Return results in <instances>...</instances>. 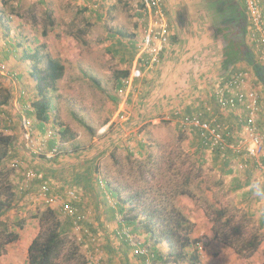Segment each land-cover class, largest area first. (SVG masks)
Wrapping results in <instances>:
<instances>
[{"label": "rangeland", "instance_id": "374dc122", "mask_svg": "<svg viewBox=\"0 0 264 264\" xmlns=\"http://www.w3.org/2000/svg\"><path fill=\"white\" fill-rule=\"evenodd\" d=\"M18 1L19 4H16ZM31 3V0H0V136H10L14 143V146L9 148L10 156L6 159L4 168L16 195V208L10 211L7 217L10 222L15 218L23 219L25 226L22 231L17 229L18 232L26 234L36 230L38 234L39 221L36 213L46 207L42 201L37 200L39 182L27 181L25 174L28 171H43L51 183V192L63 198L67 190L73 187V183L66 181L62 185L64 177H60V174L63 173L58 172H67L75 168V165L81 169L80 163L83 161L78 164L77 161L83 158L90 161L89 157L93 155L95 162L92 167L100 172L102 180L110 182L112 179H118L123 188H127V192H133L137 185L144 186L143 180L156 183V190L160 187V191L166 196H171L172 191L178 187H188L191 196H178L173 200L194 224L192 237L199 239L201 244L200 264H214L213 261H220L219 253H213L220 245L225 250V263L252 264L259 257L264 260V239L259 250L249 259L240 258L238 255L235 259L231 248L223 247L214 239L212 223L208 216L212 207L229 210L230 215L237 216L236 220L257 210L252 204H239L240 194L229 188L230 180L221 170L223 160L220 158L217 163L214 153L196 143L197 132L182 126V118L191 114H178L183 113L178 109L175 110V115L174 110L158 109L159 104H156V101L164 98L167 101L166 96H158L156 88L159 84H153L151 88L148 84L152 82L150 76L155 81L154 77L159 71L155 69L143 77L135 78L131 95L127 98L125 89H119L118 72L132 68L131 63L134 60L131 38L133 36L134 43L138 45L145 32L142 26L137 27L139 23L135 24V9H139L137 2L99 0L98 9L91 7V1L88 5L76 0H36L34 4ZM5 27H10V32L6 33L15 42L20 41L23 46L31 44L32 49H39L43 54L65 64V75L58 84V93L53 100L55 111L51 112L53 120L47 126V133L33 120V115L30 118L24 111L31 110L30 103L35 99L36 92L26 81L27 66L21 59L9 53L10 49L4 45ZM22 51H17L19 56ZM255 51L257 53V50ZM130 74H133V69ZM213 84L214 79L211 91ZM151 95L152 98L157 97L151 105H156L154 109L157 111L153 115L149 112L154 109H144L151 103L146 102ZM211 95L212 92L209 97ZM201 97L204 98L203 102L206 101L203 95ZM212 106L213 108L210 105L205 108L208 116H205V111H198L194 115L200 114L202 119L210 120L215 115L212 114L215 105ZM120 114L130 115L131 120H141L143 117V125L140 121L138 124L132 123L131 120L124 122L120 119ZM60 127L71 132L66 140L60 136ZM139 143L145 144L146 147L141 153ZM54 149H57V153L52 155ZM228 156L231 162V157ZM14 160L19 162L16 169L11 166ZM150 173L156 174L154 180L149 178ZM98 181V184L102 182L100 179ZM112 195L118 201L117 195ZM81 198H78L76 205L82 212L89 214V207H81ZM107 205L109 204L103 205L102 208L110 212ZM53 208L59 210L56 206ZM90 211L93 212L92 209ZM251 216L248 228L255 229L259 223L253 215ZM62 217L63 221L64 215ZM81 228L80 231L73 228L69 239L77 245L85 242L83 247H79L86 257L94 254L95 249L104 250L101 241L99 246H93V250L87 237L84 239L81 235L83 231H87V234L95 232L82 224ZM26 229L28 230L25 231ZM262 233L264 236V227ZM91 250L93 251L89 252ZM22 254L18 247L9 246L6 254L0 257V262L23 264L25 258ZM104 254L105 251L101 257L105 263ZM246 260L248 261L245 262Z\"/></svg>", "mask_w": 264, "mask_h": 264}, {"label": "trees", "instance_id": "16d2710c", "mask_svg": "<svg viewBox=\"0 0 264 264\" xmlns=\"http://www.w3.org/2000/svg\"><path fill=\"white\" fill-rule=\"evenodd\" d=\"M201 8L206 11L215 30V37L221 44L225 68L245 65L254 73L258 83L264 88V61L262 57L257 56L254 50L249 32L250 22L243 1L201 0ZM1 20L2 17H0ZM9 28H4L5 47L10 49L9 53L21 59L27 66L26 81L36 92L35 99L30 103L31 110L24 111L29 117L31 115L36 117L40 128L46 132L47 126L52 122L51 112L55 111L53 100L56 99L58 93V84L64 78L65 66L60 61L43 54L39 49H32L31 44L23 46L20 41L15 42L9 38L6 33V31L10 32ZM171 38L175 40L176 36ZM131 40H133L131 41L132 56L135 59L138 47L134 43L133 36ZM171 43H173L172 40ZM19 49L23 50L21 56L17 53ZM260 59L262 62L259 61ZM130 73L131 68L118 72L120 90L122 87L124 88L123 80L128 78ZM54 120L57 122V118ZM135 120L137 121V119ZM82 124L86 125L84 122ZM86 128H89L88 125ZM70 134L69 129L61 128L60 136L64 140ZM196 137V143L201 145L198 133H196ZM13 146L12 137L0 136V257L6 254L9 245L19 241L20 233L17 229L22 231L25 227L23 219L15 218L10 222L7 217L8 213L16 208L15 191L8 181L4 168V163L10 156L9 148ZM145 148V144L139 143L140 153ZM229 152L231 151L225 152L226 159L222 157L221 151L217 150L214 153L217 163L220 162V158L223 160L220 167L227 176L230 163ZM96 170L95 172L98 173L99 171ZM149 175V178L153 180L156 178L155 173ZM117 180L112 179L110 182L108 180L104 184H106L107 191L117 195L118 201L114 198L117 202L113 208L121 218L120 223L124 228L118 239L121 245V249L117 250L119 261L122 264H200L201 244L199 239L192 237L194 224L188 220L173 200L178 196H191L188 187L185 185L181 188L178 187L172 191L171 196H166L160 191V187L156 190L154 186L156 183H148L143 180L144 186L137 185L133 192H127V188H123ZM238 188L240 185L234 186L231 190L237 191ZM51 194L54 195L50 192L46 196L49 197ZM37 195H39V190ZM44 197L41 201L45 204ZM76 204L75 201L74 206L79 209V214H83ZM45 205L44 210H39L36 215L39 221V232L29 245L28 264H111L112 261H115L116 254L105 263L102 262V257L98 258L101 256L100 250L95 252L93 246H96L97 239L92 234L85 236L88 244L92 245L94 254H89L90 257H86L80 249L85 245V242H80L81 245H77L75 241L69 239V234L76 226L74 219L66 216L59 207L57 210L52 206ZM62 215H64L63 221L61 220L63 219ZM251 215L246 213L244 217L236 220L237 216L230 215L229 210L213 207L208 215L212 223L214 239L231 248L240 258L245 259L251 258L259 250L264 239L262 233L264 224H258L255 229L248 228L251 223ZM81 224L84 225V222ZM130 254L132 255L130 256Z\"/></svg>", "mask_w": 264, "mask_h": 264}, {"label": "crops", "instance_id": "0c3cea01", "mask_svg": "<svg viewBox=\"0 0 264 264\" xmlns=\"http://www.w3.org/2000/svg\"><path fill=\"white\" fill-rule=\"evenodd\" d=\"M31 1V4H34L36 0ZM135 1L137 2L136 6L139 7V9H135V14H137V21L135 22V24L137 25L139 23L137 26L138 28L141 26L145 28L147 20L145 14L142 11L143 7L138 0ZM80 2L81 1H78V3ZM16 4H19V1ZM133 5L134 4L132 3V6ZM163 10L166 14L167 20L169 21L170 29L172 30L171 37L176 36V42H174L171 38L173 43H171V45L163 54L162 64L156 67V71L159 72L155 77L153 75L154 79L156 80L153 81V78L150 76L152 82L148 84L149 88H151L153 84H159V86L156 88L157 93H159L158 96H166L167 99V101H165V98L161 101L160 99L159 101H156V104H159V106H157L158 109H163V111L165 109L174 110L173 112L175 115L177 114L175 110L178 111V109L179 111H183V113L178 112V114L181 115H185L186 113L194 115L195 113H198V111H205V116H208L205 108L209 105L213 108L212 105L214 104L215 111L212 113L215 114L214 117H217L220 122H223L228 128L237 132L239 130V127L235 122V116L229 112H223V110L217 105L212 95L209 97V94L211 93L210 89L212 79H214L215 84L218 78H228L238 70L250 71L251 73L253 72L247 68L238 69L244 68L245 65L243 64L238 65L237 69L234 67H230L227 69L225 68L223 64V52L221 44L215 37V30L213 29V26L207 17L206 11L201 8V0H163ZM0 24H2L1 21ZM4 45H6L5 42ZM257 53V56L262 57L264 61V54L259 53L258 51ZM135 60L136 58L132 63L131 69L134 68ZM260 61L262 62L261 59ZM62 64L65 66L64 63ZM254 77L256 78L255 75ZM260 85H257V87ZM260 89L261 91H264V88L262 89V87H260ZM204 94H208V96H205ZM201 95L206 98V101H202L204 100V98L201 97ZM155 98L157 97L152 98L151 95L146 99V102H151L144 108L146 111H152V109H154V106L156 105H153L152 107L151 105L154 102ZM132 106L134 109L135 105L133 104ZM155 111L157 110L154 109L149 113L153 115L155 114ZM33 120L35 121L36 117ZM138 121H140L142 124L143 117H141V120ZM36 122L38 124L37 120ZM261 125L264 128V121H262ZM129 138L131 140L133 139L132 137ZM130 139L127 140L130 141ZM230 141H235V139H231ZM228 154L231 157V162L228 165L229 174L227 177V179L230 180L229 188L232 189L234 186L240 185V188H238V190L236 191V193L240 194L239 204L242 206L252 204L253 208L256 207L255 209L257 211H255L254 213L251 212V214L255 217L257 223L264 224V198L256 196L253 187L257 183H259L261 186H264V175L258 170L253 169L238 171L236 169V165L243 160L244 156H241L234 152H229ZM92 156L93 155H90L89 157L91 159L90 161H88V159L85 160V158L77 161V164L83 161V163H80V165L82 166L81 169H79L77 165H75V168L69 169L67 172H58L63 173L60 174V177H64L61 184L64 185V182L66 183V181H71L73 183V187L69 190L76 191V193H78V196L82 197V208L89 207V210H87L89 214L86 213L87 219H89V221L85 222L84 225L86 226V228L88 227L92 232H95V234H91L94 235V237L97 239L96 246L100 245V241L101 244H103L102 249L104 250L100 249L101 251L99 252V254L102 256L103 251H105V262H107L108 259L114 257L116 254V259L115 261H110L111 264H122L117 257V254L119 253L117 252V250L121 249V245L118 239L122 234V231H124V228L120 223L121 218L117 213L114 212L113 205H115L117 201L114 199L111 192L106 190V184H104L103 182L107 183V181L105 179L102 180L101 176L99 175L100 172L96 173V168L92 167V164L95 162ZM99 179L100 181H102L100 184H98ZM103 203H105V205L109 204L107 205V207L110 208V210L113 208V211L111 210L110 213L103 209ZM110 204H112V206ZM90 209H92L93 212L90 211ZM27 230L28 229H26L25 231ZM20 235L21 237L19 241L9 246L10 248L18 247V251L23 252L22 257L25 258L23 264H28V248L33 239L37 236V232L36 230H34L33 232H26V234L20 232ZM220 246H217L218 248L216 247V250H214L213 252L219 253L220 260L213 261L214 264H230L229 262L225 263L227 259L224 257L225 250L222 248V246ZM220 248H222L223 251L220 250ZM96 250L98 249H95V252ZM131 255L132 254H130V256ZM220 255H222V257ZM234 258L236 259V254H234ZM247 261L248 260H246L245 262ZM0 264L2 263L0 262ZM252 264H264V260L259 257L255 261V263Z\"/></svg>", "mask_w": 264, "mask_h": 264}, {"label": "built area", "instance_id": "2783aa9c", "mask_svg": "<svg viewBox=\"0 0 264 264\" xmlns=\"http://www.w3.org/2000/svg\"><path fill=\"white\" fill-rule=\"evenodd\" d=\"M76 1H81L80 3L84 5H88V2L91 1L93 9H98L100 6L99 0ZM138 1L143 7L142 11L146 16L147 23L144 28V36L137 45L133 74L123 80L126 98L131 95L134 79L155 70L161 64L163 54L171 45L172 34L169 21L163 10V0ZM242 1L249 18V32L254 49L264 54V0ZM257 83L253 73L238 70L228 78H218L212 87V97L217 105L223 112H229L235 116L236 124L239 127L237 132L228 128L217 117L205 120L201 118L200 114L184 116L181 124L190 131L198 133L201 145L208 152L215 153L219 150L225 159L227 158L226 151L244 156L243 160L236 165L238 171L253 169L264 175V128L261 125L264 121V91L257 87ZM120 119L129 122L131 117L123 114ZM131 121L134 124L139 122L138 120ZM231 139H235V141L231 142ZM56 153L57 149H54L51 154ZM11 166L16 169L19 167V162L14 160ZM25 177L27 181L38 180L41 182L37 200L41 201L45 196V204L59 207L66 216L74 219L75 228L79 231L82 230L81 223L87 220V214L81 213L80 215L79 209L74 206V202L79 198L76 191H67L63 198L53 194L47 197L46 194H49L52 188L44 172L28 171Z\"/></svg>", "mask_w": 264, "mask_h": 264}, {"label": "clouds", "instance_id": "9594fccd", "mask_svg": "<svg viewBox=\"0 0 264 264\" xmlns=\"http://www.w3.org/2000/svg\"><path fill=\"white\" fill-rule=\"evenodd\" d=\"M38 172H43V171H38ZM46 175V174H45ZM47 179V178H46ZM32 181H34V180H32ZM31 181V182H32ZM35 181H38V180H35ZM49 181V180H48ZM40 182V181H39ZM50 182V181H49ZM51 184V183H50ZM254 187V190H255V195L256 196H258V197H261V198H264V186H261L259 183H257L256 185H254L253 186ZM52 188V187H51ZM67 191H69V190H67ZM83 213H85V212H83ZM86 222V221H85ZM85 231H83L82 232V238L85 236V235H87V232H85ZM84 233V234H83ZM86 237V236H85ZM201 254H202V252H201Z\"/></svg>", "mask_w": 264, "mask_h": 264}]
</instances>
